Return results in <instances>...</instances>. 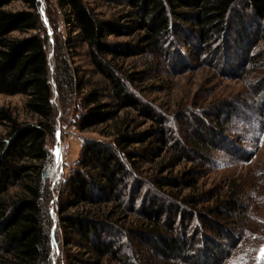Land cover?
<instances>
[{"label":"trees","instance_id":"1","mask_svg":"<svg viewBox=\"0 0 264 264\" xmlns=\"http://www.w3.org/2000/svg\"><path fill=\"white\" fill-rule=\"evenodd\" d=\"M16 1L27 10L4 9ZM99 1L122 6L123 14L104 20L84 0H54L66 16V27L75 34L67 43H83L94 72L107 83L105 93L97 88L83 95L85 110L73 119L76 128L86 131L114 121L125 110L152 124L135 133L126 114L110 142L84 140L77 162L54 188L65 243L82 251L90 264L104 259L119 264L130 259L135 264H222L237 246L234 229L244 218L235 195L215 202L205 213L196 212L204 203L200 197L174 196L165 189L195 188L201 170L190 168L151 182L141 176L139 166L173 149L177 155L171 157L169 167L193 162V154L206 168L208 164L202 162L231 119L230 111L214 106L207 111V121L193 118L198 126L192 130L196 142L187 148L174 137L169 119L133 92L135 82L148 78L147 70L124 76L118 60L151 57L175 67L190 60L204 66L217 59L242 71L252 63L251 50L264 42V0ZM44 29L39 0H0V95L24 96L25 111L37 118L34 123H18L0 108V123L8 124V132L0 138V264H50L49 215L43 203L50 195L54 151L49 142L55 136L56 115ZM13 32L27 35L12 39ZM110 37L128 40L110 42ZM240 48L238 63L235 52ZM55 72L56 91L71 92L76 74L65 55L56 61ZM78 86H83L80 80ZM263 87L264 78L253 91L260 94ZM103 98L109 102H102ZM14 186H20L23 195L5 200ZM118 209L140 220L138 228L125 229L138 248L122 242L126 232L115 221ZM140 252L138 261L135 256Z\"/></svg>","mask_w":264,"mask_h":264},{"label":"rangeland","instance_id":"2","mask_svg":"<svg viewBox=\"0 0 264 264\" xmlns=\"http://www.w3.org/2000/svg\"><path fill=\"white\" fill-rule=\"evenodd\" d=\"M39 2L40 17L45 28L43 33L47 38L48 79L52 86V102L56 115L55 136L49 142V148L54 151V161L49 167L50 195L49 200L43 203L49 215L47 228L51 247L50 264H90L91 260L83 255L82 251L65 243V233L56 213L57 192L54 188L77 162L84 140L110 142L116 130L122 128L121 122L126 114L129 118L128 125H131L130 131L135 133L146 130L152 123L137 117L133 110H125L119 112L114 121H108L86 131H79L76 128L73 119L85 110L83 95L97 88L105 93L107 83L94 72L86 55V46L74 40L73 43H67L75 34L66 27V16L56 8L54 0H39ZM84 2L104 20L116 19L123 14L122 6L104 4L99 0H84ZM4 9L11 12L27 10L20 1L12 2ZM26 35L13 32L9 37L20 39ZM127 40L128 38H108L110 42ZM263 43H258L251 50L249 61L252 63L242 71L239 67L234 68V65L229 67L217 59L204 66L190 60L175 67L167 61H158L151 57L118 60L124 76L147 70L148 78L144 82H135L133 92L151 108L169 119L174 137L187 148H193L196 142L192 130L198 126L193 122V118L198 116L207 121L205 119L207 111L214 106L225 107L230 111L228 118L231 119L221 131L222 135L215 148L206 155V161L202 162L208 164L206 168L198 164L193 154H191L193 162L185 160L176 167H169L167 163L171 157L177 155L173 149L164 150L160 157L152 158L148 163L141 162L139 166L141 176L151 182L159 176L176 177L190 168L201 170L202 176H198L199 181L195 188L165 189L166 193L174 196L200 197L204 203L196 207V212L205 213L207 208L214 207L215 202L235 195V199L243 205L241 209L244 211V218L238 221L239 228L234 229V235L238 239L237 246L228 251L229 256L222 264H264V256L261 253L264 249V103H262L264 87L260 90V94L253 91V86L264 78ZM240 49L241 52L238 50L235 52L237 58L235 60L238 63L241 61L243 48ZM60 55H65L70 62V68L76 74V85L69 93L63 90L59 94L53 80L56 75V61ZM79 80L83 86H78ZM25 100L22 95H0V108L8 110L18 123H34L37 118L25 111ZM102 102L109 100L103 98ZM7 132L8 124L0 123V138H4ZM60 148H62V156L59 153ZM165 167L168 169L164 170ZM21 195H23L21 187L14 186L7 191L4 199L13 201ZM103 210L107 211V209ZM116 214L115 221L118 227L124 230L123 232L139 227L140 220L135 215L121 212L119 209ZM196 222V219L192 221L193 224ZM199 227L202 230L204 228L201 223ZM203 233L207 235L205 228ZM133 237L126 232L122 242L131 243L138 248L132 241ZM140 257L141 252L139 257L135 256V259L139 261ZM127 261L125 264L129 263ZM129 261V264H135L132 259ZM101 264L119 263L104 259Z\"/></svg>","mask_w":264,"mask_h":264},{"label":"built area","instance_id":"3","mask_svg":"<svg viewBox=\"0 0 264 264\" xmlns=\"http://www.w3.org/2000/svg\"><path fill=\"white\" fill-rule=\"evenodd\" d=\"M66 150H67V149H66ZM59 153H60V156H62V148H60Z\"/></svg>","mask_w":264,"mask_h":264},{"label":"snow or ice","instance_id":"4","mask_svg":"<svg viewBox=\"0 0 264 264\" xmlns=\"http://www.w3.org/2000/svg\"><path fill=\"white\" fill-rule=\"evenodd\" d=\"M262 256H264V249L261 250Z\"/></svg>","mask_w":264,"mask_h":264}]
</instances>
